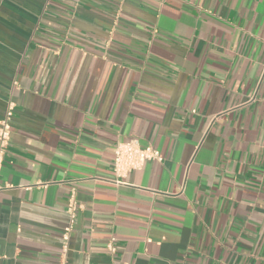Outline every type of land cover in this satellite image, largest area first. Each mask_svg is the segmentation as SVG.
<instances>
[{
	"label": "crops",
	"instance_id": "obj_1",
	"mask_svg": "<svg viewBox=\"0 0 264 264\" xmlns=\"http://www.w3.org/2000/svg\"><path fill=\"white\" fill-rule=\"evenodd\" d=\"M10 107L0 264H264V0H0Z\"/></svg>",
	"mask_w": 264,
	"mask_h": 264
},
{
	"label": "built area",
	"instance_id": "obj_2",
	"mask_svg": "<svg viewBox=\"0 0 264 264\" xmlns=\"http://www.w3.org/2000/svg\"><path fill=\"white\" fill-rule=\"evenodd\" d=\"M13 116L12 107L9 108L5 119L0 122V154L8 146L11 138V118ZM114 171L118 177L130 174L134 171L141 170L148 162H159L162 163L164 158L159 150L151 147L144 146L142 142L137 139H130L126 142L119 143L114 151ZM77 205L75 202L71 201L68 207L69 215V227L66 229V234L64 236L65 246L64 255L67 253V242L69 240V235L73 231L74 224L77 217ZM112 246L110 245L109 248ZM61 264H67L65 261Z\"/></svg>",
	"mask_w": 264,
	"mask_h": 264
}]
</instances>
